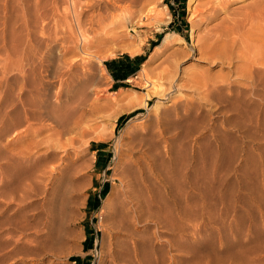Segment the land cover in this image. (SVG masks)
<instances>
[{
  "label": "rangeland",
  "instance_id": "374dc122",
  "mask_svg": "<svg viewBox=\"0 0 264 264\" xmlns=\"http://www.w3.org/2000/svg\"><path fill=\"white\" fill-rule=\"evenodd\" d=\"M72 1L76 7L71 0H0V188L4 182L2 152L7 150L16 155L30 148L33 141L51 144L48 137L53 133L46 132L47 125L52 126L48 121L40 136L35 134L40 126L27 132L30 123L23 115L22 126L12 125L16 107L21 108L14 81L17 47L14 43L23 41L19 45L22 50L37 49L35 52L40 54L36 65L42 57L62 56L63 44L59 41L51 43L54 55L47 53L48 37L57 33L59 37L69 29L74 23L70 11L73 7L84 10L81 19L87 25L83 26L85 38L90 40L95 35V45H98L91 49L93 53L90 50L86 54L69 52L62 60H55L44 74L52 101L61 91L62 101L73 113L71 130L60 139L73 140L72 160L80 168L88 158L91 167L82 168L75 210L70 204L67 218L55 236L51 239L46 234L38 250L22 261L108 264L112 248L125 241L129 243L133 264L140 260L142 264H149L142 256L138 261L134 241L124 239L111 219L113 211L104 206V201L114 185L120 141L143 127L157 132L158 122L162 121L172 129L167 137L173 140V150L167 153L162 144L158 152L154 151L155 157L145 161L146 169L140 174L138 189L146 218L141 224L146 226H141L139 244L146 249L150 264H264V143L255 145L248 158L243 140L237 138L238 134L229 133L230 114L224 113L226 109L217 106L214 99L202 100L196 94L198 79L218 81L231 77L228 66H212L200 53L205 27L213 28L216 36L236 38L237 47L243 48L247 43L254 47L264 40V0H194L190 7V0ZM107 3L115 5L108 12ZM212 7L217 11L209 18L207 12ZM100 14L106 17L103 25L91 26L87 16ZM66 16H69L68 24L63 18ZM117 33L121 37L111 42ZM169 33L184 42L158 49ZM118 40L122 42H115ZM123 44H129L131 49L135 47L132 49L135 54L130 48H122ZM123 54L143 59L119 88L112 84L113 73L106 63ZM73 63L78 66L70 70ZM39 78L35 87L40 86ZM231 92L228 89L223 92L228 100ZM36 98L32 96V100ZM187 100L192 102L189 112L184 108ZM130 103L137 108H129ZM4 117L10 132L2 138ZM223 134L230 136L228 141L232 140L228 145L238 148V157L231 167L217 159L219 143L224 142L221 141ZM1 202L4 198H0ZM21 257L7 264H21L18 261ZM74 257L80 260L75 261ZM171 257L177 261L171 262Z\"/></svg>",
  "mask_w": 264,
  "mask_h": 264
},
{
  "label": "bare ground",
  "instance_id": "6f19581e",
  "mask_svg": "<svg viewBox=\"0 0 264 264\" xmlns=\"http://www.w3.org/2000/svg\"><path fill=\"white\" fill-rule=\"evenodd\" d=\"M71 2L74 3L75 1L71 0ZM193 2L194 0L189 1V7ZM73 5H75L73 7H76L75 3ZM114 6L111 3H107V12L113 9ZM73 7L70 11L71 16L74 18V25H70L69 29L67 28L68 30L64 33L60 31V35L62 34L63 36L58 37L57 33L55 36H51L52 38L48 37L49 45L47 43V47H50V50H47V53L54 55L55 48L51 43L56 44L59 41L63 44L61 47L62 56L42 57L39 62L40 65H36L40 52L36 53L37 49L34 51L32 48L30 50L24 49L25 51L20 49L19 47L21 46L19 45L23 41L22 43L18 42V45L16 44L17 41L14 43L17 46L13 65L15 71L14 81L19 93L18 104L21 108L19 106L16 107L14 111L15 120L12 125L16 128L22 126L24 122L21 115H23L26 122L30 123V129L27 132L31 131L34 126H40V129H38L40 131L35 133L37 136H40L41 130H44L43 127L46 126V122L48 121L51 122L52 126L47 125L46 132L52 131L53 133L48 137L49 140H52L51 144L44 140L33 141L30 148H26L16 155L9 154L7 150H4L1 154L5 163L2 166L4 182L2 183V188H0V198H4V202L0 203V264H7L12 260L15 261L19 256H23L21 259H18L19 262L23 258L26 260V257H30L29 255L38 250L42 238L46 234L50 238L55 236L62 227L64 219L67 218L68 206L72 204V210H75V206L78 204L79 193L77 188L81 172L84 170L82 168L91 167V161L88 158L80 168V165L78 166L72 160L70 149L74 144L73 140L63 142L60 139L67 132H70L73 113L69 105L62 101L61 91L57 94L55 101H52V97L47 90L48 81L44 79L46 78L44 74L49 71L50 67H53L52 63H56L57 59L62 60L71 51L72 53L75 52L73 54H76L78 51L86 54L87 50L91 51L93 47H98V45H95V35L90 40L85 38L83 26L87 25H83L81 19L84 10L78 8H76L78 10H75ZM216 11L215 7L209 9L207 12L209 18H212V15ZM63 18L64 20L67 19L66 24H68L69 16ZM105 18L101 14L98 16H87V20H89L91 26L94 24L103 25ZM89 22L86 24H89ZM120 37V34L117 33L110 40L113 42V40ZM224 37L216 36L213 28L207 25L203 38L204 43L199 51L203 56L207 57L212 66H228L231 77H222L218 81H211L206 78L198 79L197 84L199 87L196 94L202 100H208L207 97L212 98L218 103L217 106L226 109L224 113L230 114L227 121L231 128L229 133L239 135L237 138L243 140V144L248 149L247 157L251 158V151L255 145L264 143V40H260L254 47H251L247 43L242 48V45L237 47L238 41L236 42V38H231L230 36ZM119 40L115 42L118 43ZM111 42L109 43L111 44ZM179 42L183 43L184 41L176 34L169 33L164 36L162 44L158 46V49L163 47L171 48ZM73 43H75L74 46L71 45ZM128 45L125 46L123 44L122 48H130ZM132 49L130 48V50ZM91 52L93 53L94 51ZM131 53L135 54L133 50ZM55 60L57 61L55 62ZM100 62L103 63L104 59L100 60ZM77 66L73 63L69 68L73 70ZM38 78L41 83L39 87H35ZM88 81L89 79L87 83ZM27 88L30 89L25 92L24 90ZM84 88L86 89V87ZM226 89L232 91L229 100L223 94ZM32 96H37L36 100H32ZM191 103L188 101L184 106L186 112L190 111ZM133 104L130 103L127 106L129 108L134 106V109L136 106L137 108V105ZM212 110L214 108H211ZM5 118H3L4 131L2 138H5L10 132V129L7 130L8 125ZM151 129L154 128L143 127L138 132L128 133L129 136L125 140L120 141L119 147L117 146V158L115 159L114 185L104 201V206L110 207L113 211L111 219L124 235V239L134 241L132 243L134 252L138 253V261L142 256L143 260L149 264L150 257L146 249H143L142 245L139 244L142 238L141 226H146L141 225L145 222L146 218H144L145 214H142L138 198L140 174L146 169L145 161L151 159L153 156L155 157V153L158 152L160 145H165V148L168 150L167 153L172 152L174 146L172 138L167 137L172 132V129L170 131L164 122H158L159 130L157 132ZM215 133L220 134L218 132ZM222 137L221 141L224 140V142L219 143L217 159L220 158L221 161L223 160L225 164L231 167L238 157V148L228 145L232 141H228L231 139L229 135L223 134ZM57 225L58 228H56ZM141 251L144 252V255H139ZM25 260L21 264L29 263V260ZM174 261H177L175 257L171 259V262ZM132 262L133 259L131 260L130 257L128 242H119L117 247L114 246L112 248L108 264H133L134 262ZM138 264H142L141 260Z\"/></svg>",
  "mask_w": 264,
  "mask_h": 264
},
{
  "label": "trees",
  "instance_id": "16d2710c",
  "mask_svg": "<svg viewBox=\"0 0 264 264\" xmlns=\"http://www.w3.org/2000/svg\"><path fill=\"white\" fill-rule=\"evenodd\" d=\"M140 56H136L134 59H132L128 54H123L121 58L115 59L113 61L107 62L108 68L113 72L115 76V72H121V75L123 74L127 78L128 75L134 73L137 69L138 66L136 67H131V63L133 61L139 60ZM120 65V66H119ZM125 68V69H124ZM125 116L121 117V120H123ZM103 148H99L101 150ZM107 190V184L104 186V192ZM88 240V239H87ZM86 240V242H87ZM73 260L78 261L80 260L79 257H74Z\"/></svg>",
  "mask_w": 264,
  "mask_h": 264
},
{
  "label": "crops",
  "instance_id": "0c3cea01",
  "mask_svg": "<svg viewBox=\"0 0 264 264\" xmlns=\"http://www.w3.org/2000/svg\"><path fill=\"white\" fill-rule=\"evenodd\" d=\"M180 14V13H179ZM122 57V55L120 56V57H118V58H121ZM118 58H116V59H118ZM132 59H134L135 57H131ZM142 57H140V59L139 60H136V61H133L130 65H131V67H136V66H138V68L140 67V64L142 63ZM113 60H115V59H113ZM113 60H111V61H113ZM120 66V65H119ZM125 69V68H124ZM113 73V72H112ZM129 76V75H128ZM127 76V77H128ZM125 76L122 74L121 75V72H115V76H114V74H113V76H112V78H113V85L114 86H119V88H121L122 86H120L122 83H125L126 81H127V79L128 78H124Z\"/></svg>",
  "mask_w": 264,
  "mask_h": 264
}]
</instances>
